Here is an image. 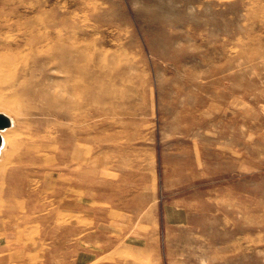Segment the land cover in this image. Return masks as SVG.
I'll list each match as a JSON object with an SVG mask.
<instances>
[{
	"label": "rangeland",
	"instance_id": "obj_1",
	"mask_svg": "<svg viewBox=\"0 0 264 264\" xmlns=\"http://www.w3.org/2000/svg\"><path fill=\"white\" fill-rule=\"evenodd\" d=\"M0 112V264H264V0H0Z\"/></svg>",
	"mask_w": 264,
	"mask_h": 264
},
{
	"label": "bare ground",
	"instance_id": "obj_2",
	"mask_svg": "<svg viewBox=\"0 0 264 264\" xmlns=\"http://www.w3.org/2000/svg\"><path fill=\"white\" fill-rule=\"evenodd\" d=\"M48 42V41H47ZM60 43V42H59ZM45 48V47H44ZM50 48V47H49ZM54 48V47H53ZM48 49V48H47ZM75 49V48H74ZM50 50V49H49ZM53 50V49H52ZM55 51V50H54ZM66 51V50H65ZM41 52V51H40ZM53 52V51H52ZM62 52V51H61ZM66 52H64V54H65ZM72 53V52H71ZM75 53V52H74ZM47 55H49L48 54V52L46 53ZM50 54H52V53H50ZM63 53H61V55H62ZM62 55V56H64L65 58H66V56L65 55ZM69 54V53H68ZM40 55V54H39ZM53 55H54V53H53ZM55 55H56V53H55ZM81 55V54H80ZM46 56V55H45ZM59 56H60V54H59ZM62 56H60V58L58 59L57 57V61L59 62V71L61 72V71H68L69 70V72L70 71H72L73 73L75 72H77V70L75 69V67H76V65L75 66H69V64L70 63H68L69 61L68 60H66L64 57H62ZM67 56H69V55H67ZM47 57V56H46ZM72 57H73V55H72ZM55 58V59H56ZM50 59H52V58H50ZM54 59V58H53ZM83 59V58H82ZM87 59V58H86ZM71 61V60H70ZM80 61V60H79ZM75 62V61H74ZM74 62H73V64H74ZM86 62V61H85ZM87 63V62H86ZM83 64V63H82ZM64 72H63V75H65L64 74ZM65 72V73H66ZM84 73L85 71H81L80 72V74L81 73ZM22 73V72H21ZM68 73V72H67ZM71 73V72H70ZM33 74V73H32ZM16 75V74H15ZM84 75V74H83ZM83 75H81V76H83ZM80 76V77H81ZM68 77V76H67ZM66 77V78H67ZM78 77V76H77ZM84 77H88V75L87 76H84ZM91 78H92V76L90 77V79L89 80H91ZM94 78V77H93ZM69 79V78H68ZM43 84V83H42ZM42 84L40 83V82H38V81H36V83L34 84L35 86H36V89L34 90V91H31L30 92V98H31V100L32 101H34V100H40L41 98H44V93H45V91H44V89L42 88L43 86H42ZM57 86V85H56ZM71 86V85H70ZM69 86V87H70ZM88 88V87H87ZM58 89H59V87H58ZM62 89V88H61ZM47 91H48V88H47ZM90 92L92 91V90H89ZM55 92V91H54ZM53 92V93H54ZM60 92H61V90H60ZM47 94V93H46ZM69 94V93H68ZM82 95V94H81ZM91 96V95H90ZM89 96V97H90ZM82 98H83V96H82ZM88 98V97H87ZM93 99V98H92ZM63 100V99H62ZM78 100H80V99H78ZM87 100V99H86ZM89 102V101H88ZM77 105V104H76ZM64 106V105H63ZM46 107V106H45ZM59 108V107H58ZM68 108V107H67ZM71 108V107H70ZM32 109V108H31ZM43 109H44V107H43ZM73 109V108H72ZM33 110V109H32ZM48 110L50 111V110H52V109H50V108H48ZM35 111H37V108L35 109ZM38 111H43V110H38ZM62 112V111H61ZM59 113L58 111H56V110H54V113H55V115L56 114H59L61 117L63 116L62 115V113ZM1 113V112H0ZM39 113V112H38ZM67 113V112H66ZM2 114H4V113H2ZM34 114V113H33ZM4 115H6V114H4ZM32 115V114H31ZM7 116V115H6ZM9 119H10V121H11V125H10V127L12 126V119L9 117V116H7ZM63 118V117H62ZM61 118V119H62ZM64 120H65V118H63ZM35 123H36V121H35ZM44 123V122H43ZM48 123V122H47ZM46 123V124H47ZM34 124V123H33ZM50 124V123H49ZM48 124V125H49ZM54 124V123H53ZM45 126V125H44ZM43 126V127H44ZM10 127H8V128H10ZM38 127V126H37ZM47 127V126H46ZM8 128H6V129H8ZM32 128V127H31ZM42 128V127H41ZM54 128V127H53ZM6 129H4V130H2L1 132H0V135H1V145H0V158H1V156L3 155V158L2 159H0V161H1V163H0V166H8V164L11 162V157H12V154H14V158H15V156L16 155H18L20 152H22L23 150H24V148H32V149H35V146H31V145H33L32 144V141H31V144H30V146H29V144L27 145V143H22V142H20L21 140H19V138H16V139H14V149H13V153H12V149H4L3 148V146H4V141H3V137H2V132H4ZM51 129V128H50ZM40 130V129H39ZM61 130V129H60ZM42 131V130H41ZM58 131V130H57ZM63 131V130H62ZM32 132H36L35 130L34 131H32ZM42 132H44V131H42ZM55 132V131H54ZM39 133V132H38ZM47 133H49V132H47ZM46 133V134H47ZM58 133H60V131H58ZM62 133V132H61ZM60 133V134H61ZM37 134V133H36ZM60 134H58V135H60ZM21 135V134H20ZM49 135V134H48ZM52 135V134H51ZM18 137H19V135H17ZM16 136V137H17ZM68 137H70L71 138V136H68ZM68 137H66V138H68ZM29 138V137H28ZM40 138H42V137H40ZM74 138V137H73ZM27 139V138H26ZM68 140V139H67ZM66 139H65V141H67ZM70 140V139H69ZM77 140V139H76ZM13 141V140H12ZM36 141V140H35ZM42 142H45L46 140L45 139H43V140H41ZM72 142L74 141V140H71ZM71 141H70V143H71ZM78 141V140H77ZM34 142V141H33ZM62 142H64V140L62 141ZM62 142H61V140L60 139H50V140H48V141H46L45 143H43L44 144V148L46 147L48 150L50 149V151H54V149H55V147H52L51 145H56L57 147H59L61 150H62V147L63 146H65V145H63L62 146ZM10 144V143H9ZM38 144V143H37ZM42 144V143H41ZM65 144H66V142H65ZM68 144H69V142H68ZM72 146V145H71ZM70 146V147H71ZM42 147V148H43ZM3 148V149H2ZM57 150H59V149H57ZM56 150V151H57ZM65 150H69V149H65ZM64 150V151H65ZM55 151V152H56ZM23 152H25V151H23ZM27 152V151H26ZM71 152V151H70ZM40 153V152H39ZM60 153V152H59ZM65 154V152L63 153V155ZM23 155V154H22ZM60 155H62V154H60ZM41 156V155H40ZM54 156V155H53ZM65 156V155H64ZM70 156V155H69ZM35 157H37V156H35ZM13 158V157H12ZM13 158V159H14ZM20 159V158H19ZM40 159V158H39ZM61 159V158H60ZM22 160V159H21ZM41 160V159H40ZM20 161V160H19ZM57 161V160H56ZM67 161V160H66ZM65 161V162H66ZM42 162V161H41ZM69 162V161H68ZM64 163V162H63ZM53 165V164H52ZM10 166V165H9ZM8 166V167H9ZM50 166H51V164H50ZM7 167V168H8ZM6 168V169H7ZM19 169L21 168V167H18ZM18 168H17V170H18ZM64 168V167H63ZM15 169V168H14ZM31 169H33V168H31ZM38 169V168H37ZM20 171V170H19ZM46 171V170H45ZM33 172V171H32ZM41 173V172H40ZM60 173V172H59ZM24 174V173H23ZM22 174V175H23ZM43 174V173H42ZM49 174V173H48ZM51 174V173H50ZM58 174V173H57ZM11 175V174H10ZM25 175V174H24ZM6 176V175H5ZM26 176V175H25ZM24 176V177H25ZM29 176V175H28ZM64 176V175H63ZM14 177V176H13ZM73 177V176H72ZM8 178H10V176L8 177ZM5 179H6V177H5ZM20 179V178H19ZM26 179V178H25ZM53 179V178H52ZM2 181H3V179H1ZM2 181H0V219L2 220V219H4L5 217H9V216H11V213H9V212H7V210H9V205L8 204H5V202L3 201V193H2ZM7 181H8V179H7ZM12 181V180H11ZM18 181V180H17ZM26 181V180H25ZM6 182V181H5ZM27 182V181H26ZM37 182V181H36ZM58 182V181H57ZM60 182V181H59ZM47 183H49V182H47ZM64 183V182H63ZM72 183V182H71ZM8 184V183H7ZM5 185H6V183H5ZM40 185V184H39ZM39 185H38V187H39ZM73 185H74V183H73ZM51 186V185H50ZM59 186V185H58ZM61 188V187H60ZM66 188V187H65ZM69 188V187H68ZM54 189V188H53ZM73 189V188H72ZM71 189V190H72ZM63 190V189H62ZM11 191V190H10ZM35 192V191H34ZM37 192V191H36ZM56 192V191H55ZM57 192H59V191H57ZM56 192V193H57ZM64 192V191H63ZM77 192V191H76ZM10 193V192H9ZM23 193V192H22ZM68 193V192H67ZM58 194V193H57ZM65 194V193H64ZM6 195V194H5ZM5 195H4V197H5ZM11 195V194H10ZM37 195V194H36ZM75 195V194H74ZM19 196V195H18ZM41 196V195H40ZM79 196V195H78ZM16 197V196H15ZM48 197H49V195H48ZM64 195H59V196H57V200H58V203H59V201H60V203L62 202V200L64 199ZM54 198V197H53ZM68 198V197H67ZM10 199V198H9ZM43 199V198H42ZM46 199V198H45ZM33 200V199H32ZM21 201V200H20ZM28 202V201H27ZM76 202V199L74 200V202L73 203H75ZM60 203H59V205H60ZM27 203H25V205H26ZM62 204V203H61ZM36 206V205H35ZM56 206V205H55ZM12 207V206H11ZM26 207V206H25ZM23 208V207H21L20 209H23L26 213H28V217H27V221H29V224H31L32 225V228H29V227H26L25 228V230L26 231H29L30 232V234L32 235V234H35V235H37L38 233H39V231H41V234L43 235V236H47L46 235V233L44 234L43 233V229H44V227L42 228V230L40 229L39 231L37 230L39 227H40V221H49V220H52V219H56V218H60V220L61 219H63V217H62V214H64V213H61V212H59V211H50L49 210V208L48 209H46L45 211H43L42 212V210L40 209V210H35L34 208H32L31 210H28L27 209V207L26 208ZM32 207H33V205H32ZM62 209V208H61ZM63 210V209H62ZM19 212V211H18ZM14 213V212H13ZM12 213V214H13ZM21 218V217H20ZM24 218V217H23ZM65 218V217H64ZM12 220H14V219H12ZM25 220V223H26V219H24ZM64 220V219H63ZM3 221V220H2ZM53 221V220H52ZM24 222V221H23ZM22 222V223H23ZM24 223V224H25ZM46 223H48V222H46ZM46 223H45V225H46ZM44 224V223H43ZM4 225V224H3ZM3 225H2V228H3ZM44 226V225H43ZM55 226V225H54ZM9 227V226H8ZM7 227V228H8ZM33 227H34V229H33ZM49 227V226H48ZM10 228V227H9ZM12 229V228H11ZM5 230V229H4ZM44 232H45V229H44ZM11 233V232H10ZM52 233V232H51ZM41 234H40V236H41ZM53 234V233H52ZM34 235V236H35ZM49 235V234H48ZM52 236V235H51ZM47 239V238H46ZM61 239H62V237H61Z\"/></svg>",
	"mask_w": 264,
	"mask_h": 264
},
{
	"label": "water",
	"instance_id": "obj_3",
	"mask_svg": "<svg viewBox=\"0 0 264 264\" xmlns=\"http://www.w3.org/2000/svg\"><path fill=\"white\" fill-rule=\"evenodd\" d=\"M10 125H11L10 119L6 115L0 113V132L10 127ZM0 145H1V135H0Z\"/></svg>",
	"mask_w": 264,
	"mask_h": 264
}]
</instances>
